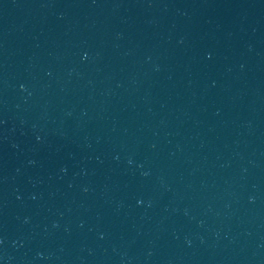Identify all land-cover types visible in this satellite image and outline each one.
<instances>
[{"label":"water","instance_id":"1","mask_svg":"<svg viewBox=\"0 0 264 264\" xmlns=\"http://www.w3.org/2000/svg\"><path fill=\"white\" fill-rule=\"evenodd\" d=\"M0 23L132 88L264 185V0H0Z\"/></svg>","mask_w":264,"mask_h":264}]
</instances>
